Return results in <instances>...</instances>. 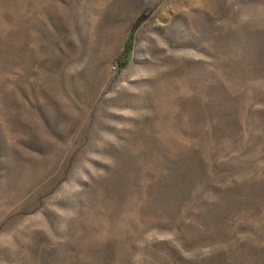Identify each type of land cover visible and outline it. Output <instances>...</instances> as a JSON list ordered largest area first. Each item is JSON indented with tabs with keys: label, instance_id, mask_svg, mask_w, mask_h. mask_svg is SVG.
Wrapping results in <instances>:
<instances>
[{
	"label": "rangeland",
	"instance_id": "374dc122",
	"mask_svg": "<svg viewBox=\"0 0 264 264\" xmlns=\"http://www.w3.org/2000/svg\"><path fill=\"white\" fill-rule=\"evenodd\" d=\"M0 264H264V0H0Z\"/></svg>",
	"mask_w": 264,
	"mask_h": 264
}]
</instances>
